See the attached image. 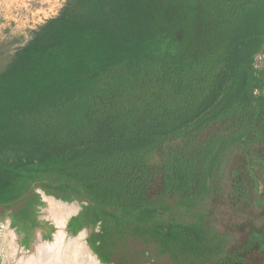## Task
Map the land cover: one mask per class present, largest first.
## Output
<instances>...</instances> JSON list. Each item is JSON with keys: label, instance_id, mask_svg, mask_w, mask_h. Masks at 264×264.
<instances>
[{"label": "trees", "instance_id": "1", "mask_svg": "<svg viewBox=\"0 0 264 264\" xmlns=\"http://www.w3.org/2000/svg\"><path fill=\"white\" fill-rule=\"evenodd\" d=\"M263 50L264 0H66L0 65L12 225L39 226L40 188L82 203L104 263L262 264L242 248L264 217L234 246L204 202L226 150L264 147Z\"/></svg>", "mask_w": 264, "mask_h": 264}, {"label": "rangeland", "instance_id": "2", "mask_svg": "<svg viewBox=\"0 0 264 264\" xmlns=\"http://www.w3.org/2000/svg\"><path fill=\"white\" fill-rule=\"evenodd\" d=\"M65 2L66 0H0V65L9 62L15 51L32 38L34 31L46 19L57 15ZM256 62V71L262 70L264 50L256 55ZM262 92L264 93V88ZM233 147L235 148L225 151L219 169L217 167V171L209 178L213 190L206 197L204 205L210 213L209 219L216 230L220 233L228 232L230 241L236 246L237 242L248 237V230L253 226L250 220H256L254 222L259 223L264 217V147L250 142H242L241 145ZM34 192L40 194L42 201L37 208L39 226L28 233L21 227H9L16 233L17 242L23 250L30 247L38 231L44 240H49L54 231L52 220L43 212L45 192L40 188H36ZM62 202L68 205L76 202L79 205L77 212L81 210L82 203L78 200ZM7 214L8 210L0 206V239L3 238V228L8 225L5 222L8 221ZM69 219L70 217L67 220L69 235L73 236L86 230L84 241L88 245L86 239L93 231H97L98 227L84 226L78 231H73L69 228ZM1 244H3L2 240H0V264H8V257ZM88 247L90 248L89 245ZM134 249L146 250L147 246L139 245ZM242 250H253L260 255L264 254V224L254 231L253 238ZM92 252L94 253L93 250ZM250 261L252 264H260L261 260L254 256L250 258ZM100 262L101 264H120L114 259L109 263L101 260ZM140 264H171V262L168 256H154L145 258ZM262 264H264V256Z\"/></svg>", "mask_w": 264, "mask_h": 264}, {"label": "bare ground", "instance_id": "3", "mask_svg": "<svg viewBox=\"0 0 264 264\" xmlns=\"http://www.w3.org/2000/svg\"><path fill=\"white\" fill-rule=\"evenodd\" d=\"M43 200V212L54 225L52 237L44 240L38 231L30 247L23 250L17 242L16 233L5 226L0 240L8 257V264H101L98 256L84 241L86 230L73 236L68 233L67 220L79 210V205L76 202L68 205L45 194Z\"/></svg>", "mask_w": 264, "mask_h": 264}, {"label": "crops", "instance_id": "4", "mask_svg": "<svg viewBox=\"0 0 264 264\" xmlns=\"http://www.w3.org/2000/svg\"><path fill=\"white\" fill-rule=\"evenodd\" d=\"M60 200V199H59ZM62 201V200H61ZM10 212V210H8V213ZM79 212H76V213H74V214H72L71 216H70V218L71 217H73V216H75V215H77ZM37 217H38V215H37ZM7 218H8V221L6 220L5 222L8 224L7 226L8 227H11V226H13L12 225V223H11V219H10V217L8 216V214H7ZM70 220V219H69ZM37 221H38V219H37ZM14 227H18V226H14ZM69 228H71L73 231H77L73 226H70V224H69Z\"/></svg>", "mask_w": 264, "mask_h": 264}]
</instances>
